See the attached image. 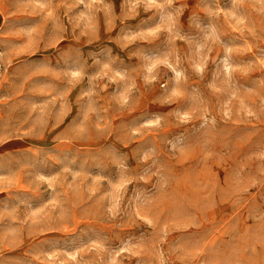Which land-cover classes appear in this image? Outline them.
Masks as SVG:
<instances>
[{
	"label": "rangeland",
	"instance_id": "obj_1",
	"mask_svg": "<svg viewBox=\"0 0 264 264\" xmlns=\"http://www.w3.org/2000/svg\"><path fill=\"white\" fill-rule=\"evenodd\" d=\"M0 264H264V0H0Z\"/></svg>",
	"mask_w": 264,
	"mask_h": 264
}]
</instances>
